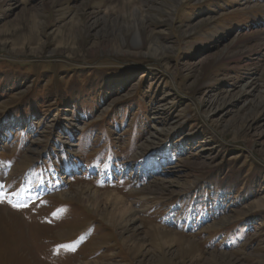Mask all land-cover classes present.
<instances>
[{
  "label": "rangeland",
  "instance_id": "374dc122",
  "mask_svg": "<svg viewBox=\"0 0 264 264\" xmlns=\"http://www.w3.org/2000/svg\"><path fill=\"white\" fill-rule=\"evenodd\" d=\"M158 262L264 264V0H0V264Z\"/></svg>",
  "mask_w": 264,
  "mask_h": 264
},
{
  "label": "bare ground",
  "instance_id": "6f19581e",
  "mask_svg": "<svg viewBox=\"0 0 264 264\" xmlns=\"http://www.w3.org/2000/svg\"><path fill=\"white\" fill-rule=\"evenodd\" d=\"M128 1V0H127ZM141 19H139V17L137 16V13L133 12V16H132V21L133 23L130 24L132 25L133 28H135L133 30V35H132V39L137 43L140 39V35H141V32H140V28L139 27H136V25L138 26L137 22L140 21ZM136 23H135V22ZM128 30V29H127ZM119 31V30H118ZM129 31V30H128ZM26 199V198H25ZM30 199V198H29ZM28 199V200H29ZM26 201V200H25ZM97 202V200H96ZM130 211L129 208L125 207V206H121V207H115L113 208L111 211H108V210H105V212L103 213L105 216L108 217V219L112 222H116L118 220H115V218H123V220H125V215L128 214V212ZM159 234V237L161 235V240L162 242H164L165 239L167 238H170V237H167V235L164 234V232H158ZM168 240V239H167ZM171 240V239H170ZM169 241V240H168ZM166 243V242H165ZM170 243V242H169ZM161 248V247H160ZM214 257V256H213ZM159 263V262H158ZM160 264V263H159Z\"/></svg>",
  "mask_w": 264,
  "mask_h": 264
}]
</instances>
